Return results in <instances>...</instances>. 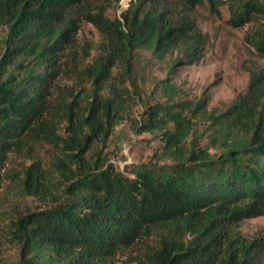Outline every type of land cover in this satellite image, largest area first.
Here are the masks:
<instances>
[{"label": "trees", "instance_id": "16d2710c", "mask_svg": "<svg viewBox=\"0 0 264 264\" xmlns=\"http://www.w3.org/2000/svg\"><path fill=\"white\" fill-rule=\"evenodd\" d=\"M83 1L0 0V187L14 177L44 203L5 221L3 235L19 250L14 264H94L155 232L143 264H260L261 238L238 224L264 210V70L250 68L247 90L219 114L202 110L201 100L149 103L134 49L161 59L178 48L190 63L192 23L169 20L158 5L113 20L85 12L104 35L85 60L89 48L73 34ZM176 1L187 9L217 2ZM250 8L264 9L247 0L232 22L243 23ZM253 45L264 56V31ZM153 88L167 96L176 89L167 78ZM136 98L144 107L137 131L163 145L154 160L121 169L96 144ZM11 154L31 162L10 173Z\"/></svg>", "mask_w": 264, "mask_h": 264}, {"label": "rangeland", "instance_id": "374dc122", "mask_svg": "<svg viewBox=\"0 0 264 264\" xmlns=\"http://www.w3.org/2000/svg\"><path fill=\"white\" fill-rule=\"evenodd\" d=\"M247 0H217L211 7L207 2L192 9L176 0H84L78 8L74 37L81 47H88L89 54L85 60L91 59L97 52L104 35L92 22L82 15L85 12L102 15L110 20L123 14L131 16L133 11L148 5H158L169 20L180 22L183 16L193 26L191 42L194 43L195 54L192 62L180 58L178 48L167 53L164 58H157L147 48L134 49V68L138 70L145 83L142 94L149 103L160 101L196 102L201 100L204 111L219 114L226 110L235 96L247 90L249 69L264 70V56L257 53L253 39L264 31V9L258 11L250 8L247 19L240 24L232 22V16L237 13ZM264 7V0H258ZM179 57L173 70L168 72V64H173ZM115 70H113L114 74ZM167 78L175 85V93L165 95L161 88H153L159 79ZM64 82H71L70 79ZM143 105L137 98L129 103L123 118L119 120L106 141L98 142L97 148L103 147L108 161L118 168L154 160L155 153L159 154L162 141L149 132L137 131V119L143 110ZM206 114V113H205ZM193 121L195 117L191 118ZM195 125L201 131L206 121L197 120ZM207 141L205 136L199 138L200 145ZM43 146L37 149L38 155L45 161L48 153ZM211 151H213L211 149ZM169 162L159 159V162ZM26 157L10 155L4 169L12 173L20 169L22 164H29ZM44 203L24 195L19 182L14 177L5 176L0 187V264H14L19 256L17 246L3 235L5 221L24 211L27 207H41ZM238 229L246 237H258L263 242L260 264H264V210L261 214L242 219ZM157 233V232H155ZM145 236L128 249L118 250L113 257L94 264H143L144 251L155 243L157 234Z\"/></svg>", "mask_w": 264, "mask_h": 264}]
</instances>
